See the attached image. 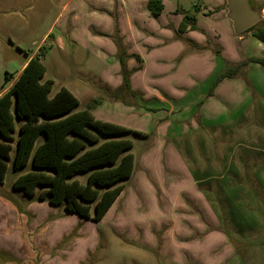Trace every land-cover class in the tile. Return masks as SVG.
<instances>
[{
  "label": "crops",
  "instance_id": "1",
  "mask_svg": "<svg viewBox=\"0 0 264 264\" xmlns=\"http://www.w3.org/2000/svg\"><path fill=\"white\" fill-rule=\"evenodd\" d=\"M147 1L84 0L74 8L68 5L70 19L73 22L85 21L83 25L86 27L77 30L70 26L67 32L74 45L87 47L102 59H107V54L109 56L112 70L105 74L106 77L102 75L100 81L91 83L95 85L91 88L97 93L96 90H101L104 83L109 84L112 90L122 83L120 63L115 56L117 48L109 38L116 27L123 47L131 55L126 61L127 68H137L129 79L130 90L141 92L143 98H154L155 103L150 104L156 110L154 113L142 112L131 102L124 104L113 100L109 105L106 100L99 99L101 102L91 109L95 117L105 119L106 108L116 107L125 116L137 113L142 115L141 119H162V128L166 126L164 130L169 133L162 135L158 131L160 125L156 127L154 124V129L152 125L151 129H156L158 135L154 140H147L148 145L142 146L141 158L144 162H139L141 170L133 171L130 185L128 188L124 186L99 222L67 213L47 200H37L20 190L5 189L4 184H0V264H84L87 253H91L97 245L95 229L101 224L117 232L124 231L133 239L140 237L138 230L143 229L140 238L149 246L155 243L150 235L151 229L158 228L160 231L163 226H168L170 230L167 228L161 236L160 251L167 253L168 243L180 249L184 244L176 241L178 228L181 233V228L187 227L188 222H194L192 226L198 227L199 232L206 229V225L193 216L177 213L174 200H178L182 210L187 209L185 199H180V195L194 202L204 214L207 224L212 227L218 224L211 205L205 199L208 189L200 186L203 178H192L187 185L184 182L175 186L160 182V201L151 180L162 179L160 161L166 151L162 149L173 147L168 138L172 137L178 122L187 120V116H199L201 123L207 125L216 122L225 111L229 113L232 106L237 113L245 108L251 89L250 83L244 82L243 70L257 93L264 96V66L254 62L241 69L239 75L224 78L214 88L213 94L208 95L213 80L224 72L226 65H236L249 56H264V43L250 34L235 33L228 17L227 0H163V9L157 18L147 9ZM248 3L252 10L259 13L260 20H264V0H248ZM185 13L195 18L197 27L203 32L179 31ZM102 22L107 25L104 27ZM225 35L227 38L223 39ZM9 85L3 87L0 94ZM129 94L134 96L131 92ZM96 98L98 96L89 101ZM174 112L176 116L172 120ZM116 123L122 124L119 121ZM141 126L140 130L125 127L145 132V126ZM148 195L152 196V200L148 199ZM142 205H145L144 211ZM185 229L187 236L192 234ZM214 235L225 240L212 231L202 240L191 243L188 252L194 260L209 262L210 259L202 257H210L211 243L206 240ZM228 251L230 255L235 254L229 246ZM234 258L241 262L243 257L234 255Z\"/></svg>",
  "mask_w": 264,
  "mask_h": 264
},
{
  "label": "rangeland",
  "instance_id": "2",
  "mask_svg": "<svg viewBox=\"0 0 264 264\" xmlns=\"http://www.w3.org/2000/svg\"><path fill=\"white\" fill-rule=\"evenodd\" d=\"M81 1L84 0H0V92L3 87L11 83L9 81L3 85L5 77L7 75L15 77L23 63L30 56L37 54L45 66L43 78L53 80L51 94L61 86H65L78 100L75 110L86 109L88 101L98 96L96 99L106 100L109 105H112L113 100H119L124 104L131 102L142 112L154 113L156 110L151 106L155 103L154 98H143L141 92L137 90L133 92L130 88L127 90L123 86V80L121 86L115 90H112L107 83L103 84L101 90H96L98 94L92 89L93 87L91 88L95 86L91 83L100 81L102 75L105 76L113 67L108 54L107 59H102L89 48L76 46L69 39L67 31L70 26L77 30L86 27L83 25L85 21L73 22L69 17L70 7L67 8L68 5H72V8L79 6ZM101 25L105 27L107 23L102 22ZM242 34L248 35L250 32H241L239 35ZM109 38L112 40L110 36ZM225 38L226 35L223 39ZM122 48L125 50L124 47ZM125 53V67L128 71H132L130 79L137 68H127L126 61L131 55L126 50ZM115 56L118 60L117 52ZM136 56L138 55L133 57L137 58ZM138 58L141 60L139 56ZM228 66L230 65H226ZM119 74L121 75L120 70ZM242 75L246 78L244 82L250 83L251 89L249 92L251 97L246 101L245 108L237 113V109L232 106L228 110L229 113L225 111L216 122L207 125L201 123L199 116H187V120L178 122L175 130L172 131V137L168 138L173 147L162 149L166 150L160 161L159 173L162 174V179L151 180L160 201V182H163V185L168 183L175 186L181 182L187 185L192 178L194 180L203 178L204 182L201 181L200 186L208 189L205 199L211 205L218 224L214 227L207 224L204 214L194 202L180 195V199H185L187 209L182 210L178 200H174L173 205L177 206V213L193 216L206 225L203 232H199L198 227L192 226L194 222H188L187 227L181 228V233L178 228L176 241L183 242L184 246H180L182 248L177 249L168 243L167 253L160 251L161 236L167 228L170 230L168 226H163L160 231L158 228L151 229L150 235L155 243L149 246L140 238L143 229L138 230L140 237L133 239L124 231L117 232L101 224L95 229L97 245L91 253H87L84 264H234L237 262L263 264L264 96L257 93L253 83L244 75V70ZM129 91L134 96H131ZM106 109L107 117L100 118L101 120L112 123L119 121L122 124H116L139 130L141 124L145 126V132H140L145 136L134 134L126 136L133 143L130 151L134 155V170L138 172L141 170L139 162L143 160L142 146L148 145L147 140H154L158 135L156 129H151L152 125L154 129L155 125L157 127L159 124L158 131L162 135L169 133L164 130L166 126L162 128L163 124L160 123L162 119L159 118L150 121L148 120L150 118L141 119L142 115L137 113L125 116L116 107ZM175 113L171 115L172 120L176 116ZM145 119L147 122H144ZM13 152L14 150L11 154ZM31 169L29 162L26 166L13 170L9 161L3 182L5 189H13L12 183L16 176ZM76 177L84 182L85 173H79ZM129 182L130 180L124 181L126 188L130 185ZM151 198L152 196L148 195V199L152 200ZM144 206L142 205L143 211ZM185 228L192 231V234L187 236ZM212 231L220 234L225 240L219 235L210 237V240H206L211 243L210 257H202L210 259L209 262L194 260L188 252L191 243L202 240ZM228 246L234 249L235 254H229ZM234 255L243 257L240 258L241 262L235 259Z\"/></svg>",
  "mask_w": 264,
  "mask_h": 264
},
{
  "label": "trees",
  "instance_id": "3",
  "mask_svg": "<svg viewBox=\"0 0 264 264\" xmlns=\"http://www.w3.org/2000/svg\"><path fill=\"white\" fill-rule=\"evenodd\" d=\"M162 1L146 3L154 18L163 9ZM187 29L200 30L195 18L185 13L179 31ZM243 32L264 43V20ZM110 37L117 48L123 86L128 89L132 71L125 67L126 53L116 27ZM250 62L264 66V56H249L226 67L213 80L208 95ZM44 74L45 66L35 54L15 77H5L3 85L11 84L0 94V184L9 161L13 170L30 162L32 169L14 179V190L99 222L133 174V143L126 136L145 135L95 117L91 109L99 99L91 100L86 109L75 110L78 100L74 94L64 86L51 94L53 80L43 78ZM79 173H85L84 182L76 177Z\"/></svg>",
  "mask_w": 264,
  "mask_h": 264
},
{
  "label": "water",
  "instance_id": "4",
  "mask_svg": "<svg viewBox=\"0 0 264 264\" xmlns=\"http://www.w3.org/2000/svg\"><path fill=\"white\" fill-rule=\"evenodd\" d=\"M227 7L235 33L245 31L260 20L259 13L250 8L248 0H227Z\"/></svg>",
  "mask_w": 264,
  "mask_h": 264
}]
</instances>
